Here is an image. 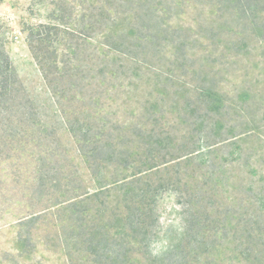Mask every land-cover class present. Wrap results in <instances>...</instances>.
Here are the masks:
<instances>
[{"label": "trees", "instance_id": "trees-1", "mask_svg": "<svg viewBox=\"0 0 264 264\" xmlns=\"http://www.w3.org/2000/svg\"><path fill=\"white\" fill-rule=\"evenodd\" d=\"M65 2L59 1V20L65 25L66 20L76 21L67 34L96 46L80 56L73 46L71 55L57 60L44 45L51 39V23L23 29L47 89V104L20 79L0 18V126L23 132V122L48 105L70 136L73 155L60 151L67 164L55 172V182L65 181V188L63 184L52 191L69 213L72 231H80L63 237L69 263L264 264V214L256 225L246 221L240 227L237 222L219 231L208 206L220 181L211 170L217 162L213 152L239 136L228 126L231 117L218 129L211 111L229 67L237 66L230 58L251 53L253 39L264 40V0H77V18ZM189 8L195 14L193 23L175 26V16ZM150 74L155 87L172 95L170 108L174 106L178 116L171 120L160 91L154 98L139 93L141 81ZM122 87L131 90L130 97L107 91ZM130 100H137L135 111L128 107ZM114 101L128 109L125 116L112 109ZM244 114L249 116L246 110ZM176 120L185 125V133L174 130ZM224 154L232 161L239 158L230 150ZM219 175L225 176L224 171ZM246 182L250 191H261V183ZM246 182L241 179L239 186ZM164 193H173L185 220L179 241L166 247L158 245ZM261 196L264 201V191ZM93 198L99 206L94 214L101 221L99 231L87 226L92 209L80 206Z\"/></svg>", "mask_w": 264, "mask_h": 264}, {"label": "rangeland", "instance_id": "rangeland-1", "mask_svg": "<svg viewBox=\"0 0 264 264\" xmlns=\"http://www.w3.org/2000/svg\"><path fill=\"white\" fill-rule=\"evenodd\" d=\"M59 1L0 0V18L6 25L8 35L7 51L28 91L36 93L46 104L48 103L46 102L47 89L27 44V31L22 32L23 29L38 26L41 23H51L53 27L51 39L44 45H48V50L54 57L56 56L57 60H62L65 55H71L73 46H77L79 56L85 48L88 47L92 51L96 46V42L87 43L80 36L71 38L67 34L68 28L74 27L76 21L66 20L65 25L59 20L57 10ZM76 2L77 0L65 2L67 7H73L75 18L80 13V6ZM189 9L182 15L175 16L173 22L175 26L182 27L184 24L193 23L195 14L191 8ZM211 9L207 10V17ZM252 43L251 53H242L239 57L230 58L229 61H235L237 66L229 67L225 77L230 80L219 85L220 96L215 101L216 108L211 111L212 118L218 121V129L221 128L224 118L231 117L228 126L232 128L231 131L239 135L237 139L229 142L228 146L213 152V155L217 156V162L211 170H214V178L220 179L221 182L219 181L216 188L217 195L209 198L208 206L210 219L219 221V231L224 228H233L237 222L240 227H243L246 221L250 225H256L255 222L263 218L264 214L261 208L264 206V201L262 196L260 197V192L264 191V183H262L264 178V40L253 39ZM98 52H102V46H98ZM152 77L154 75L150 74L141 81L139 93L140 95L152 93L150 97L154 98L160 91L162 102L167 108L165 112L171 120L174 116H178V113L175 114L174 106L170 108L172 95L164 94L162 87L157 85L155 87L151 81ZM131 87L135 88L136 85ZM107 91L114 92L116 96L123 93L124 96L130 97L132 94L127 87ZM169 92L173 90L169 89ZM246 96H249L247 100L244 99ZM177 99L180 98L177 97ZM136 102L137 100L129 101L128 107H132L133 111L136 109ZM120 103H122L121 100ZM112 104V109L119 115L125 116L128 113V109L124 111L121 109L123 107L117 105L115 101ZM245 110L252 117L244 114ZM40 111L42 112L34 119H26L23 122L25 128L32 127V130L30 128L29 130L33 133L30 131L23 133L25 128L22 132L18 127L3 130L0 126V264H70L63 237L71 232L74 235L80 232L79 228L72 231L73 223L69 213L60 206L59 202H56L55 196L52 195L53 190L58 189V186L62 188L65 183L61 181V186L59 181L55 182L57 166L65 169L64 165L67 164L63 156H60V151L66 149V154L72 157L75 146L53 113L55 109L46 105L41 107ZM176 121L174 130H178L180 134L185 133V125H181L179 120ZM42 123L46 125L41 126ZM227 150L239 158L232 161L228 155L224 157ZM240 153L243 155L240 156ZM71 157L70 160L73 159ZM222 171L225 176L220 177L219 173ZM63 173L65 174L62 171L61 174ZM160 174H155L153 179ZM165 174L166 172L162 173L163 176ZM241 179L244 182L253 180L261 183V186H257L261 191L259 190V193L250 191V188H247L248 182L239 186ZM223 182L226 183L223 184ZM82 184L84 187L87 181L83 180ZM61 200L64 199L61 198ZM160 202L163 227L158 238V245L166 247L179 241L185 220L180 214L179 203L173 193H164ZM67 204H69L68 201L65 202V205ZM45 206H49L47 211L37 215L36 211ZM80 206H88L92 209L91 218L86 219L87 226L95 228L93 229L95 231L101 230L99 225L101 221L98 222L97 215H94L95 209L99 207L96 200L87 199L80 203ZM31 214L33 216L30 219H25ZM207 224L206 221L202 225L206 227ZM209 225L214 226V223Z\"/></svg>", "mask_w": 264, "mask_h": 264}]
</instances>
